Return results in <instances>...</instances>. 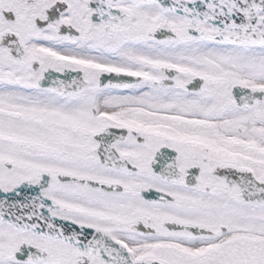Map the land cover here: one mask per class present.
Returning a JSON list of instances; mask_svg holds the SVG:
<instances>
[{"label":"snow or ice","instance_id":"1","mask_svg":"<svg viewBox=\"0 0 264 264\" xmlns=\"http://www.w3.org/2000/svg\"><path fill=\"white\" fill-rule=\"evenodd\" d=\"M0 264H264V0H0Z\"/></svg>","mask_w":264,"mask_h":264}]
</instances>
